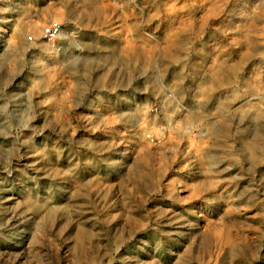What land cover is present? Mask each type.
<instances>
[{"label": "rangeland", "instance_id": "rangeland-1", "mask_svg": "<svg viewBox=\"0 0 264 264\" xmlns=\"http://www.w3.org/2000/svg\"><path fill=\"white\" fill-rule=\"evenodd\" d=\"M0 264H264V0H0Z\"/></svg>", "mask_w": 264, "mask_h": 264}, {"label": "built area", "instance_id": "built-area-1", "mask_svg": "<svg viewBox=\"0 0 264 264\" xmlns=\"http://www.w3.org/2000/svg\"><path fill=\"white\" fill-rule=\"evenodd\" d=\"M61 32V24L57 21H51L45 28L42 30V35L47 40L51 41L58 37Z\"/></svg>", "mask_w": 264, "mask_h": 264}]
</instances>
